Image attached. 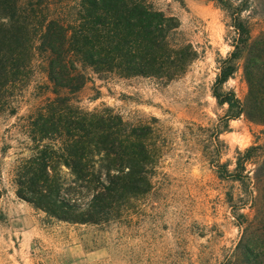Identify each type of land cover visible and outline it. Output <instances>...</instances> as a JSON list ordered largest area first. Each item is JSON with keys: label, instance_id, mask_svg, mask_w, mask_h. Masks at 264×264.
I'll use <instances>...</instances> for the list:
<instances>
[{"label": "trees", "instance_id": "trees-1", "mask_svg": "<svg viewBox=\"0 0 264 264\" xmlns=\"http://www.w3.org/2000/svg\"><path fill=\"white\" fill-rule=\"evenodd\" d=\"M213 1L234 34L233 50L218 61L212 86L217 104L226 107L222 131L242 116L264 127V35L253 40L244 17L255 0ZM180 27L147 0H0V117L19 114L39 66L53 95L34 87L39 104L19 118L31 153L16 160L19 199L59 221L98 224L126 199L149 192L152 127L130 126L105 105L89 111L76 99L96 81L145 78L166 85L182 77L201 52L180 39ZM240 69L248 86L245 100L225 88ZM100 95L98 88L94 99ZM263 152L255 143L237 153L233 170L222 164L218 173L245 189L253 181L260 193L264 175L256 170L252 176L248 166L258 164ZM259 223L264 229V214ZM240 246L243 264H264V237H245Z\"/></svg>", "mask_w": 264, "mask_h": 264}, {"label": "rangeland", "instance_id": "rangeland-1", "mask_svg": "<svg viewBox=\"0 0 264 264\" xmlns=\"http://www.w3.org/2000/svg\"><path fill=\"white\" fill-rule=\"evenodd\" d=\"M147 1L180 22V39L201 57L166 85L145 78L96 81L76 100L89 111L111 107L130 126L152 127L151 189L126 199L98 224L59 221L17 197L16 160L31 155L19 118L39 104L34 87H46L45 97H53L39 66L19 114L0 117V264H243V238L264 237V200L257 198L264 187L258 193L252 181L245 189L217 169L227 164L233 170L237 153L255 143L264 149V127L245 116L222 131L226 107L212 96L218 61L233 50L230 21L213 0ZM262 1L244 14L253 40L264 35ZM98 88L101 95L94 99ZM225 88L245 100L243 69ZM248 170L263 177L264 152Z\"/></svg>", "mask_w": 264, "mask_h": 264}]
</instances>
